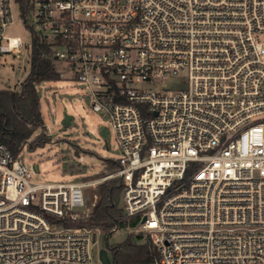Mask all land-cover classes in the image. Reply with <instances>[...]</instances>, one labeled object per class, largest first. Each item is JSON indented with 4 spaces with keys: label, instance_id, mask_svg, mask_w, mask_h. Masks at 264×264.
Listing matches in <instances>:
<instances>
[{
    "label": "built area",
    "instance_id": "1",
    "mask_svg": "<svg viewBox=\"0 0 264 264\" xmlns=\"http://www.w3.org/2000/svg\"><path fill=\"white\" fill-rule=\"evenodd\" d=\"M14 2L0 54L35 31L109 117L121 166L103 179L121 178L154 264H264V0H29L30 43L5 34ZM37 174L0 140V264H102L72 224L99 180Z\"/></svg>",
    "mask_w": 264,
    "mask_h": 264
},
{
    "label": "rangeland",
    "instance_id": "2",
    "mask_svg": "<svg viewBox=\"0 0 264 264\" xmlns=\"http://www.w3.org/2000/svg\"><path fill=\"white\" fill-rule=\"evenodd\" d=\"M12 13L14 21L6 28L5 34L20 36L24 42L30 43L32 34L23 22L18 2L13 3ZM30 54V47L21 49L19 53L0 54V89H21L31 69ZM166 82L168 83V80ZM37 89L42 105L44 132L49 139L35 151L26 150L20 157L34 166L38 173L37 179L41 181L99 180L97 184H90L85 188L86 206L81 211V215H89L101 199V185L114 178L110 176L103 179V177L117 170L101 175L104 159L120 157L109 117L91 110L86 87L75 80L64 78L46 80L42 81ZM66 94L74 97L69 99ZM64 111L74 115L70 126L62 124ZM136 217L127 216L125 224L110 233L105 229L92 228L96 239L95 251L97 248L122 243L129 237L137 242H145L147 236L144 233L141 239L137 236L141 232L142 225L139 217L136 224L133 223Z\"/></svg>",
    "mask_w": 264,
    "mask_h": 264
},
{
    "label": "trees",
    "instance_id": "3",
    "mask_svg": "<svg viewBox=\"0 0 264 264\" xmlns=\"http://www.w3.org/2000/svg\"><path fill=\"white\" fill-rule=\"evenodd\" d=\"M17 2L22 16L26 17L30 9L29 0ZM51 51L52 47L46 39L34 31L30 54L31 69L21 89H0V140L11 149L15 157L25 154L26 150L35 151L48 142L37 86L42 81L60 78L56 61L49 57ZM40 130L42 131L38 133ZM120 166L117 160L106 158L101 175ZM122 188L120 177L104 182L101 185V199L94 210L86 217L77 218L72 224L105 229L108 233L123 226L127 217L122 208ZM137 218L133 223L136 224ZM142 234L140 232L137 235L139 239ZM106 248L111 252L114 264H154L160 258L157 248L149 238L145 242H137L129 237L122 243Z\"/></svg>",
    "mask_w": 264,
    "mask_h": 264
},
{
    "label": "water",
    "instance_id": "4",
    "mask_svg": "<svg viewBox=\"0 0 264 264\" xmlns=\"http://www.w3.org/2000/svg\"><path fill=\"white\" fill-rule=\"evenodd\" d=\"M69 99H72L71 94H66ZM74 119V115L70 114L68 111L63 112L62 124L65 126H70L72 124V120ZM99 258L102 264H112V258L110 256L109 250L106 247H101L99 249Z\"/></svg>",
    "mask_w": 264,
    "mask_h": 264
}]
</instances>
